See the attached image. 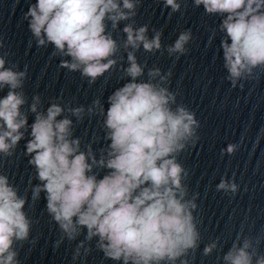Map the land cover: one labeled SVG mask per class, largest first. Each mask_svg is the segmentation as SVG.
Here are the masks:
<instances>
[{"label": "clouds", "instance_id": "clouds-1", "mask_svg": "<svg viewBox=\"0 0 264 264\" xmlns=\"http://www.w3.org/2000/svg\"><path fill=\"white\" fill-rule=\"evenodd\" d=\"M141 0H36L24 13L28 29L37 47L54 48L53 56L62 59L59 67L79 72L94 83L117 64L118 45L106 22L116 30L122 21L126 35L122 47L128 66L123 69L128 82L108 97V108L99 99L87 108L71 107L55 101L42 110L41 96L28 104L24 91L28 68L7 61L0 55V157H12L25 139V155L34 168L31 199L45 193L46 211L61 233L55 246L67 239L74 241L86 229L76 246L73 260L91 252L86 242L98 238L96 248L105 258L122 264H188L189 252L199 247L200 232L194 217L198 194L189 198L184 180L188 172L177 157L199 140L200 127L195 113L177 104L176 93L165 85L171 71L162 74L159 67L149 68L135 55L141 47L155 53L162 49V32L148 25L135 27L134 17ZM165 8L180 11L178 0H163ZM207 15L222 17L218 31L223 33L220 49L226 79L232 87L255 78V70H264V0H193ZM215 38V32L212 39ZM192 40L191 30L180 32L167 47L169 56L184 55ZM230 41V42H229ZM31 46V41L29 42ZM0 47L3 43L0 42ZM131 49V50H129ZM243 87L242 83H239ZM104 116V139L99 158L92 145L81 148L74 137V121L85 115ZM34 117L29 124V115ZM238 145L228 144L222 153L233 154ZM97 170H106L98 178ZM217 191L236 193L235 181L222 178ZM27 195H20L9 177L0 173V264H21L17 244L29 240L32 220L25 211ZM255 241L241 230L223 254V264H264ZM219 238L205 245L210 255Z\"/></svg>", "mask_w": 264, "mask_h": 264}]
</instances>
